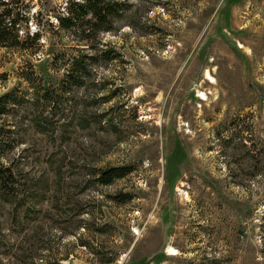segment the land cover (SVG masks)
I'll return each mask as SVG.
<instances>
[{
    "label": "rangeland",
    "instance_id": "1",
    "mask_svg": "<svg viewBox=\"0 0 264 264\" xmlns=\"http://www.w3.org/2000/svg\"><path fill=\"white\" fill-rule=\"evenodd\" d=\"M76 1L0 0V264H264V0Z\"/></svg>",
    "mask_w": 264,
    "mask_h": 264
},
{
    "label": "trees",
    "instance_id": "2",
    "mask_svg": "<svg viewBox=\"0 0 264 264\" xmlns=\"http://www.w3.org/2000/svg\"><path fill=\"white\" fill-rule=\"evenodd\" d=\"M102 0H79L71 3L70 6V15L67 17H61L60 21L62 26H72L75 22L80 19V16H83L85 22L92 24V26H104V22L109 17L116 15L117 9L114 8L110 3H104L102 5ZM81 13V14H80ZM90 16V17H88ZM5 30V29H4ZM109 54V51H104L103 55L106 59L113 58ZM89 59H94V56H90ZM71 72L66 76V84L70 86H78L82 84L81 77H85V74L88 72V65L85 63L84 59H75L71 64ZM2 98H0V101ZM119 168H111L107 171H104L99 180L102 183H111L114 178L123 177L126 171L120 172Z\"/></svg>",
    "mask_w": 264,
    "mask_h": 264
},
{
    "label": "bare ground",
    "instance_id": "3",
    "mask_svg": "<svg viewBox=\"0 0 264 264\" xmlns=\"http://www.w3.org/2000/svg\"><path fill=\"white\" fill-rule=\"evenodd\" d=\"M240 46H242V44H240ZM207 79H209V81H214V78L210 75V74H207ZM199 96L201 97L202 100L204 101H207L209 99L208 95L206 92H200ZM171 251L172 252H175L176 253V249L175 248H171ZM174 253V254H175ZM178 254V253H177Z\"/></svg>",
    "mask_w": 264,
    "mask_h": 264
}]
</instances>
